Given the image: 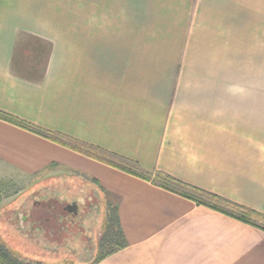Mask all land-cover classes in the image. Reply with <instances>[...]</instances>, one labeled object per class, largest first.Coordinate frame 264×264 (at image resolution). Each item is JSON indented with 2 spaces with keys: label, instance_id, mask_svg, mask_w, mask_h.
I'll use <instances>...</instances> for the list:
<instances>
[{
  "label": "crops",
  "instance_id": "0c3cea01",
  "mask_svg": "<svg viewBox=\"0 0 264 264\" xmlns=\"http://www.w3.org/2000/svg\"><path fill=\"white\" fill-rule=\"evenodd\" d=\"M0 111L151 174L0 118V180L116 205L123 245L86 264H264V229L154 177L264 215V0H0Z\"/></svg>",
  "mask_w": 264,
  "mask_h": 264
},
{
  "label": "rangeland",
  "instance_id": "374dc122",
  "mask_svg": "<svg viewBox=\"0 0 264 264\" xmlns=\"http://www.w3.org/2000/svg\"><path fill=\"white\" fill-rule=\"evenodd\" d=\"M154 177L158 182L161 179L158 173H155ZM71 178L49 173L33 176L18 173L11 176V184L8 189L9 196L0 200V246L8 247L14 254L13 258L15 256L32 258L40 260L44 264H86L91 261L92 257L99 256L111 247L108 241L103 240L102 242V237L107 229L104 217L106 205L104 197L102 198L89 187L79 188V183L74 182ZM169 186L178 191H185L179 186L171 184ZM47 196L51 197L52 200L50 210L55 212L60 211L61 206L65 203H70L72 199H75L82 206V210L79 209L80 216L76 220L82 222L84 228L77 227V225L72 230L70 227L66 228L67 221L70 219L64 216L60 223L51 217L50 225L42 227L38 233L35 232L38 239L30 238L28 235L19 232L16 228L20 225L18 224L19 216H28L31 227H34L32 225L35 223L37 225L43 223L44 225L46 222L44 221L45 211L41 203L45 202ZM88 202L91 205H88ZM87 208H90L91 211L86 210ZM21 224L23 228H28L25 219ZM47 229L50 231L49 236H51L50 245L57 247L54 250L44 247V244L48 242L47 234L44 233V231L47 232ZM71 236L73 242L68 241V237ZM58 242H62V244L56 245ZM0 264H5L1 255Z\"/></svg>",
  "mask_w": 264,
  "mask_h": 264
},
{
  "label": "trees",
  "instance_id": "16d2710c",
  "mask_svg": "<svg viewBox=\"0 0 264 264\" xmlns=\"http://www.w3.org/2000/svg\"><path fill=\"white\" fill-rule=\"evenodd\" d=\"M0 118L7 120L13 124H16L18 126H21L23 128H26L30 131H33L37 134H40L42 136H45L49 139H52L54 141H57L63 145H66L80 153H83L85 155H88L90 157L96 158L100 161L106 162L110 165H113L115 167L121 168L123 170L132 172L136 175H139L143 178L150 179L151 174L147 172L141 171L137 165L133 162L128 161L127 159H124L122 157L117 156L116 154L107 152L105 150H102L98 147L80 142L78 140L71 139L69 137L60 135L58 133L49 131L47 129H44L42 127L36 126L30 122H27L25 120H22L20 118H17L13 115L4 113L0 111ZM159 177L161 178L159 181V184L161 186L173 189L174 191H177L175 188L170 187L169 184L179 186L185 189V191H177L181 193L182 195L195 200L197 203H201L204 205H207L209 207H212L216 210H219L221 212L227 213L229 215H232L234 217H237L243 221L249 222L251 224L257 225L258 227L264 229V215L260 214L259 212L248 208L243 205H239L235 202H232L226 198L221 197L220 195L203 190L201 188L195 187L193 185L187 184L177 178H174L164 172H157ZM41 173H37L35 175H40ZM162 180V181H161ZM11 184L10 181L0 180V200L4 197L9 196V185ZM105 224H106V233L102 237L103 240L108 241L110 243V248L105 251L104 253L97 255V258H100L104 256L105 254L115 250L116 248H119L123 245V237L120 232L119 228V221L117 217V211H116V205L107 203L105 205ZM254 219L259 220L261 223H256ZM76 220V219H75ZM66 228H71L75 225L80 226L84 228L82 222L80 223L79 220L76 221H67ZM34 229L30 230L31 238L38 239V235L35 233L40 230H42L41 225H33ZM115 228V231H114ZM69 230V229H68ZM72 235V234H71ZM69 238V239H68ZM69 242H73V237H68ZM110 239V240H109ZM0 255L2 258V261L5 264H44V262L36 259H27V258H21V257H14L13 252L8 247L0 246ZM26 260V261H24Z\"/></svg>",
  "mask_w": 264,
  "mask_h": 264
},
{
  "label": "flooded vegetation",
  "instance_id": "af4514ba",
  "mask_svg": "<svg viewBox=\"0 0 264 264\" xmlns=\"http://www.w3.org/2000/svg\"><path fill=\"white\" fill-rule=\"evenodd\" d=\"M49 196V195H48ZM47 196V197H48ZM71 203H75L76 205H77V207H76V209H75V211L73 210V208H72V210H67L66 208H65V206L67 205V204H71ZM42 205H43V208H44V211H45V213H44V221H46L45 223H44V225H43V223H42V227H44V226H47V225H50V221H51V217H53L54 218V220L55 221H58L59 223H60V221H62L61 220V218H63L64 216H67L71 221H76L75 219L78 217V216H80L79 214H80V208H81V210H82V206H80L79 205V203L75 200V199H72L71 201H70V203H65L64 205H62L61 206V209H60V211L61 212H63L64 214H62L60 211H51L50 209H51V205H52V200H51V197H48V198H46L45 199V202H42L41 203ZM88 205H91V203L90 202H88ZM95 208H96V206H95ZM86 210H88V211H91V209L90 208H87ZM26 216V215H25ZM20 218H18V224H20V225H18V227H21L22 226V228H23V225L21 224L22 223V221H23V219H25V222H26V224H28V228H23L22 229V231L23 232H25L30 238H31V234H30V230H32L33 229V227H31V226H29V224H30V220H29V217L28 216H26V217H24V216H19ZM33 226V225H32ZM74 227V226H73ZM73 227H71V230L73 229ZM77 227H80V226H77ZM74 231V230H73ZM49 230L47 229V232L46 231H44V233H45V235L47 234V240H48V242H46V244H44V247H48L49 249H56L57 247L56 246H51L50 245V242H49V239H50V237L51 236H49ZM53 244V243H52ZM62 244V242H58V244H56V245H61Z\"/></svg>",
  "mask_w": 264,
  "mask_h": 264
},
{
  "label": "water",
  "instance_id": "95a60500",
  "mask_svg": "<svg viewBox=\"0 0 264 264\" xmlns=\"http://www.w3.org/2000/svg\"><path fill=\"white\" fill-rule=\"evenodd\" d=\"M76 207H77V205H76L75 203L67 204V205L65 206V208H66L67 210H72V208H73L74 211H75Z\"/></svg>",
  "mask_w": 264,
  "mask_h": 264
}]
</instances>
